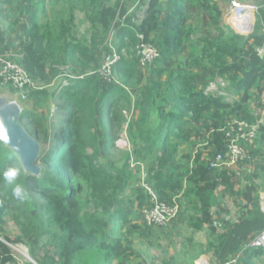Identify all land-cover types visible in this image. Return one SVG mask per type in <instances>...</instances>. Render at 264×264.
<instances>
[{
	"label": "trees",
	"instance_id": "16d2710c",
	"mask_svg": "<svg viewBox=\"0 0 264 264\" xmlns=\"http://www.w3.org/2000/svg\"><path fill=\"white\" fill-rule=\"evenodd\" d=\"M48 1L24 0L35 10L32 26L20 35V60L27 72L35 80L45 79L48 69L53 74L67 60L76 66L75 71L83 73L98 64V45L112 28H117L116 51L120 59L113 71L120 81L107 85L100 74L69 79L59 96L66 116L54 126L51 148L43 156L40 153L38 162L43 165L39 176L27 172L19 155L0 140V190L7 194L9 207L18 210L16 219L23 235H48L49 245L57 248L38 258L39 264H108L132 249L121 238L111 240L103 220L84 212L88 201L102 213L108 212L115 195L128 182L129 162L123 166L101 162L103 139L96 134L97 128L104 130L103 143L112 148L114 135L127 122L130 132L137 130L135 152L142 160L152 158L156 165L152 170L159 200L173 203L174 195L181 191L186 196L194 195L201 222L215 230L209 192L229 183L230 177L224 169L214 175L207 161L215 151H225L221 129L229 120H254L248 105L255 94L259 98L264 95V59L257 50L264 46V33L243 36L226 28L219 0H149L147 15L140 24L131 22L130 17L124 22L117 20L125 13L119 0H69L67 4L51 0L50 15ZM76 4L86 11L92 24L89 39L76 36ZM39 12L48 16L44 24L39 23ZM139 34L146 43L157 47L158 66L152 84L141 92V116L129 121L124 111L131 106L128 89L140 80L141 55L130 57L123 51L131 53L136 48L141 41ZM189 41L195 48L186 57L187 68H174V58ZM218 79L227 81L225 89L238 98L230 100L210 91L209 86ZM122 100L128 102L127 108L120 104ZM155 112L157 125L150 121ZM37 118L31 120L34 131L25 128L39 140L43 122ZM201 138L209 141L205 145L210 148L185 153L183 158L189 160L179 162L177 152L182 143L196 145ZM15 171L18 177L10 178ZM254 191L255 187L248 183L244 192L247 211L216 248L224 263L252 233L264 230V211ZM147 203L139 202V206ZM2 214L0 206V221ZM263 254L264 248L248 246L243 248L238 264H257ZM13 261L9 247L0 242V264Z\"/></svg>",
	"mask_w": 264,
	"mask_h": 264
},
{
	"label": "rangeland",
	"instance_id": "374dc122",
	"mask_svg": "<svg viewBox=\"0 0 264 264\" xmlns=\"http://www.w3.org/2000/svg\"><path fill=\"white\" fill-rule=\"evenodd\" d=\"M52 1L50 0L47 3L49 5L48 15L51 14L50 11L53 6ZM115 1L116 0H109L107 2L114 3ZM119 1L124 7L125 13L117 17L118 21L121 20V22H124L127 17H130L131 22L140 24L142 19L146 17L147 13L142 19L136 14L143 0ZM232 1L234 0H219L225 12L223 17L224 26L233 29L236 33L243 36H249L259 31V28L262 30L261 32L264 33V25L260 22L261 15L264 13V8L262 9L260 1L235 0L240 3L254 4L258 7L257 12H255L248 26V30H241L228 23L227 20L229 18V12H231ZM61 2L67 4L69 0H62ZM134 5L137 7L132 9ZM74 10L76 17L73 25L76 36L79 38L87 37L89 39L93 27L86 16V11L77 4ZM38 19L40 24H44L48 16L40 12ZM117 31V28H112L104 41L98 45L96 52L99 61L96 66L92 65L85 72L80 73L75 71L76 66L74 64L65 60L64 63L57 66V71L53 74H51L48 69V71L45 72L48 76L47 78L36 79L40 88L34 90L33 93H42L43 95L41 97L44 99L43 101H45V106L47 107L41 106L42 111L40 110L35 116L33 114L25 115L24 113L25 110L37 109L34 102H31V97L27 100H22L15 96L16 99L10 102V89L8 87L5 89L0 88V105H11L20 116L19 119L24 127L27 126L34 131V129L31 128V120L38 117L37 119L43 122L41 134L38 136L41 149L40 153L42 156L51 148L55 139L54 126L59 123L60 119L66 116V112L61 108L63 101L59 99L61 89L63 88L61 87L62 84L69 79L80 78V76L85 74L103 75V67L108 56L113 52L112 50L116 51V44L118 42ZM140 43L141 41L138 42L136 48L132 49L131 53L124 50L123 54L126 56H130V54L131 56L140 55L138 48ZM146 44H149V42ZM153 46L155 45L153 44ZM18 47L19 48H15L16 51H13L11 57L21 63L20 58L23 54L20 40L18 41ZM194 48L195 47L192 46L189 41L185 45L183 51L175 57L174 68H187L186 57ZM119 59L120 57H118V60ZM156 66H158L157 59L145 65V67L141 65L139 82L135 87H130L128 89L131 96V106L129 109L127 108L129 104L126 100H122L120 103L127 108L124 112L129 121H136L141 116L139 110L140 101L142 99L141 92L152 84L151 81L155 78L154 69ZM110 80L111 82L107 83V85L110 83L119 84L120 81L113 70ZM227 83L228 82L225 80L219 83H212L209 90L219 93L230 100L237 99V95L225 89ZM248 106L254 120L245 121L250 124H257L259 128L256 135L245 143L249 152V157L235 167L224 169L229 172V183L220 184L216 189L209 192L211 211L216 227L215 230L211 229L207 223L201 222L199 205L195 196H186L184 191L177 192L173 197L175 202L179 204V214L175 219L164 225H150L147 223L142 213V208L139 206V202H151L149 189H154L155 173L152 169L156 168L153 159L142 160L140 154L135 152L134 143L138 141L136 137L138 134L136 129L133 132L129 131L128 122L124 124L122 129L120 128L117 130L114 135L116 136V140L112 148H107L103 143L104 130L102 131L100 128L96 129L97 136L101 140L103 139L101 143L102 153L100 161L108 165L115 164L123 166L127 162L130 164V177L128 182L125 188L115 195V202L111 205L110 210L106 213H102L101 209H97L92 202L88 201L84 211L90 215L94 214L103 220L105 230L108 232L111 240L121 238L125 244L129 243L132 246L130 251L120 257L112 259L108 264H197L201 259L208 260L211 264H238L239 257L243 252L242 244L236 254L230 255L228 261L225 263L220 259L216 248L224 234L235 227L242 220L243 212L247 211L244 192L248 183H251L255 187V195L264 211V130H261L262 127L264 128V95L259 98L255 94L254 99ZM1 107L2 106H0V108ZM38 109H40V107H38ZM156 116L155 112L150 117V121L155 125L158 123ZM136 124H138V122H136ZM199 142L200 143L196 145L183 142L178 149L177 160L179 162H187L189 159H184L183 154H195L197 152L196 150L200 148H210L209 145H205L206 139L203 140V138H201ZM257 151L261 152L255 154ZM38 164L39 166L43 165L41 161H39ZM218 173L219 171H215L214 175L217 176ZM17 177V171L10 174V178L12 179H16ZM7 198V194L0 190V206L3 208L2 221H0V242L5 243L9 247L15 259V261L9 264H39L38 258H43L45 253H54L57 248L53 245H49L51 237L48 235H40L37 233L33 238L25 237L23 235L22 225L19 224L16 219L19 214L18 210L9 207ZM83 199L86 201L85 203H87V194L85 192L83 193ZM29 205L33 206L34 204L29 202ZM34 212L35 211L32 213L34 214ZM123 214L127 215V217H124ZM263 231L264 230L261 232ZM261 232L252 233L248 239L245 240L243 245L250 242V240L258 236ZM18 237H22V240L17 241ZM256 262L257 264H264V254L257 259Z\"/></svg>",
	"mask_w": 264,
	"mask_h": 264
},
{
	"label": "built area",
	"instance_id": "2783aa9c",
	"mask_svg": "<svg viewBox=\"0 0 264 264\" xmlns=\"http://www.w3.org/2000/svg\"><path fill=\"white\" fill-rule=\"evenodd\" d=\"M231 12L229 14L228 21L231 25H234L241 30H248L250 20L257 12L258 7L254 4L240 3L238 1H232ZM243 15L241 19L249 21L244 26H241L237 21L231 20L232 17ZM140 51V62L141 65L145 66L152 63L159 57V51L157 47L146 44L141 36V43L138 46ZM258 53L261 57H264V46L259 47ZM108 56L104 67L102 79L107 84L111 82L112 70L114 64L120 57L115 50ZM90 75V74H85ZM80 76V77H84ZM222 79H218L217 82H221ZM214 82V83H217ZM0 84L10 89L9 101L16 99L15 96L22 100H27L34 90H38L40 87L37 81L27 72L24 66L14 60L11 55L3 52L0 49ZM69 84V80L65 81L61 87ZM212 85V84H211ZM210 87V86H209ZM209 89V88H208ZM259 126L257 124H250L245 120L232 118L227 124L221 129L225 137V151H215L211 158L207 161V165L213 172L220 171L225 168L235 167L249 157V152L245 146V143L253 138L258 131ZM212 140V137H209ZM205 144H209L206 141ZM151 202H148L142 207V213L147 223L150 225H164L169 221L175 219L179 214V204L173 199V203H167L159 200L154 189H149ZM264 205V202H263ZM261 247L264 248V231L258 236L250 240L243 246L246 248ZM197 264H211L208 260L201 259Z\"/></svg>",
	"mask_w": 264,
	"mask_h": 264
},
{
	"label": "crops",
	"instance_id": "0c3cea01",
	"mask_svg": "<svg viewBox=\"0 0 264 264\" xmlns=\"http://www.w3.org/2000/svg\"><path fill=\"white\" fill-rule=\"evenodd\" d=\"M259 1L263 9L264 0H259ZM147 3H149L148 0H143L142 4L138 7L136 14L141 19L145 17L147 13V7H148ZM27 4L28 3L26 4L24 3V0H0V49L9 55H12L15 48H19L18 41L20 40V35L24 32V30L30 28L33 24V15L35 13V10L33 7H30ZM134 6L132 7V9H135L137 7L136 5ZM47 8L49 9L48 4H47ZM263 14L261 15L260 22L261 24L264 25ZM259 31L262 30H260L259 28ZM0 88L5 89L6 87L0 84ZM42 95L43 94L41 93L31 96V102H34V105L37 107V109L38 107H40V109L38 110L35 109L36 111L29 109V110H25L24 113H27V115L33 114L35 116V114L40 112V110L42 111L41 106L46 108L47 106H45L46 103L45 101H43L44 99H42L41 97Z\"/></svg>",
	"mask_w": 264,
	"mask_h": 264
},
{
	"label": "water",
	"instance_id": "95a60500",
	"mask_svg": "<svg viewBox=\"0 0 264 264\" xmlns=\"http://www.w3.org/2000/svg\"><path fill=\"white\" fill-rule=\"evenodd\" d=\"M0 140L11 147L20 157L23 168L34 176L41 174L38 164L40 143L20 121L11 105H0Z\"/></svg>",
	"mask_w": 264,
	"mask_h": 264
},
{
	"label": "bare ground",
	"instance_id": "6f19581e",
	"mask_svg": "<svg viewBox=\"0 0 264 264\" xmlns=\"http://www.w3.org/2000/svg\"><path fill=\"white\" fill-rule=\"evenodd\" d=\"M241 17H243V15H238V16H235V17H232L231 18V20H233V21H237V22H240L239 24L241 25V26H244L245 24H247L248 22L247 21H244L243 19H241ZM252 20V19H251ZM251 20H250V22H251Z\"/></svg>",
	"mask_w": 264,
	"mask_h": 264
}]
</instances>
